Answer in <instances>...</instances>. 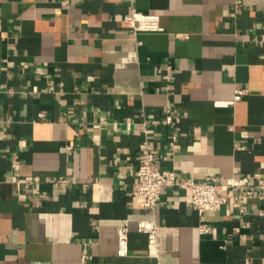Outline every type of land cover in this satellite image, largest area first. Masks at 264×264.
<instances>
[{"label": "crops", "instance_id": "1", "mask_svg": "<svg viewBox=\"0 0 264 264\" xmlns=\"http://www.w3.org/2000/svg\"><path fill=\"white\" fill-rule=\"evenodd\" d=\"M145 147L240 202L141 208ZM0 264H264V0H0Z\"/></svg>", "mask_w": 264, "mask_h": 264}, {"label": "built area", "instance_id": "2", "mask_svg": "<svg viewBox=\"0 0 264 264\" xmlns=\"http://www.w3.org/2000/svg\"><path fill=\"white\" fill-rule=\"evenodd\" d=\"M66 2L70 0H65ZM126 21H140L139 29L145 31L162 30L160 16L156 14H145L132 9V13L126 16ZM173 116L168 112L167 122L173 123ZM155 154L148 147L143 148L138 157L136 168V181L132 194L138 197L141 208L155 212L162 197L165 187L178 186L187 192L192 206L200 213L209 210H218L228 203L238 204L240 197L236 194H229L228 189L240 182L237 180H219L211 178L196 180L193 177H179L173 172H166L154 166ZM139 229L148 234L150 247L157 245L158 225L155 218L144 219L139 222ZM208 224L201 225L202 232H209ZM120 253H125L129 242V228L123 224L117 228Z\"/></svg>", "mask_w": 264, "mask_h": 264}]
</instances>
